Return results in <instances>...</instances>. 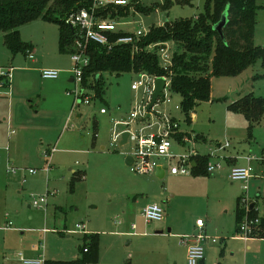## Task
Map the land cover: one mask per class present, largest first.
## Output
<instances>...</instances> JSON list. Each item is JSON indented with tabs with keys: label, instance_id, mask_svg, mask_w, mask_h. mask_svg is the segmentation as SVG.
Here are the masks:
<instances>
[{
	"label": "rangeland",
	"instance_id": "obj_1",
	"mask_svg": "<svg viewBox=\"0 0 264 264\" xmlns=\"http://www.w3.org/2000/svg\"><path fill=\"white\" fill-rule=\"evenodd\" d=\"M136 3L145 12L134 6L118 12L124 13L114 18L119 31L149 33L167 23L195 20L209 10L208 0ZM259 4L263 8L257 15L254 43L264 48V1ZM19 33L25 45L40 48L37 62L29 61L22 52L13 54L0 33V70L22 64L45 69L66 65L68 71L59 70L62 73L57 80L31 73L19 83V98L28 97L20 100L19 112L25 123H30L28 130L34 140L27 152L15 144L10 146L8 168L18 170L17 175L0 173V264H22L20 254L28 260H77L83 256L84 237L91 235L99 236L100 246L98 261L90 264H187L186 248L175 231L169 233V227H163L165 219L147 225L141 216V210L152 203L163 207L176 224L204 220L208 236L218 240L217 245L206 247L205 264H264V239L247 242L237 238L234 208L236 199L246 194L241 183L230 180L224 159L220 160V171L210 176L196 175L192 168L188 175L173 176L169 170L179 165L178 158L169 163L162 160L168 172L160 179L155 174L134 173L126 164L133 145L120 147V141H114L115 133L123 130L137 135L159 134L165 121H172L187 140L180 141L181 134L177 135L180 138L172 136L171 155L205 156L216 151L227 157L255 154L264 148V120L254 128L251 141L246 118L229 111L228 106L250 93L264 97L262 61L237 77L212 78L211 100L202 102L190 119L182 113L181 96L171 88L148 117L141 110L148 96L131 90L132 83L140 80L135 73H104L102 100L91 88L86 92L92 97L91 105L78 101L75 106L74 97L67 95L76 88L69 82L74 66L69 56L59 52L60 27L39 19L22 26ZM177 52L175 43L169 42L160 67L171 62ZM102 107L107 116L100 114ZM136 108L138 117L124 125ZM65 114L70 116L67 125ZM227 143L229 147L222 149ZM52 148L57 152L46 156ZM30 169L36 175H27ZM74 173L82 176L72 192ZM259 191L256 199L257 193L250 187L249 196L251 204L258 202L256 211L262 217L264 181ZM41 199L46 201L41 208L32 206L34 200ZM6 214L13 222L10 229L5 228ZM77 225L84 226V231ZM159 225L161 228H156ZM158 230L164 233L156 234Z\"/></svg>",
	"mask_w": 264,
	"mask_h": 264
},
{
	"label": "trees",
	"instance_id": "obj_2",
	"mask_svg": "<svg viewBox=\"0 0 264 264\" xmlns=\"http://www.w3.org/2000/svg\"><path fill=\"white\" fill-rule=\"evenodd\" d=\"M135 8L139 6L133 0ZM264 0H208V11L195 20H182L174 24L153 27L146 37L140 41V51L133 53L130 46L117 45L108 51L95 43L84 44V52L90 59L89 67L85 70L84 84L96 90L97 97L102 100L104 73L120 76L127 73L149 74L164 76L165 71L160 67L157 53L148 47L158 43L174 42L178 52L173 55L171 89L182 98L181 110L187 119L196 108L205 101L211 100L212 78H233L241 75L259 60L264 64V48L254 43L257 15ZM93 0H0V33L4 35L7 48L17 54L26 55L32 49L20 39L19 29L33 21L42 19L60 27L59 51L63 55L79 52L76 48L77 35L67 23L66 19L73 12L88 8ZM213 6V10L211 7ZM127 10V9H126ZM120 10L118 12H125ZM228 10L229 23L224 29L225 39L214 30V26L221 20L223 13ZM140 12H145L139 8ZM113 13L112 19L124 13ZM106 16V15H105ZM120 31L111 36V41L124 36ZM0 77V84L4 83ZM8 86V85H6ZM5 86V87H6ZM228 110L242 114L249 122L248 132L252 136L257 124L264 118V97H257L253 93L231 102ZM196 175H208L207 166L209 156L194 158ZM81 174L75 173L70 183V190L74 191L76 179ZM241 198L237 207V224L244 217ZM250 217L260 218L255 208L249 212ZM258 237L264 239V216ZM100 239L98 235H91L83 239L80 259L73 261L46 260L45 264H90L99 259Z\"/></svg>",
	"mask_w": 264,
	"mask_h": 264
},
{
	"label": "built area",
	"instance_id": "obj_3",
	"mask_svg": "<svg viewBox=\"0 0 264 264\" xmlns=\"http://www.w3.org/2000/svg\"><path fill=\"white\" fill-rule=\"evenodd\" d=\"M139 3V1H138ZM133 0H93V4L88 8H81L66 19V23L74 29L77 35L76 48L79 52L74 53L71 56V60L74 66L71 82L76 84V88L73 91L68 92V96L74 97L75 106L78 101H81L82 105H91L92 97L86 94L87 89L84 84L85 70L89 67L90 59L86 56L84 52V44L95 43L108 51H112L114 46L126 45L130 46L133 53H138L140 50V41L148 35L143 31L126 33L124 36L117 38L116 41H111L112 35H117L120 31L118 30L117 24L114 19H112L113 13H118V11L127 8H133ZM135 7V6H134ZM106 15V16H105ZM84 41V44H83ZM167 44L158 43L148 47V50L158 54L159 58L163 57L166 53ZM26 56L29 60H35V53L33 51H28ZM172 66V61L167 62L163 67L165 75L161 76L166 80V88H171L172 73L170 68ZM11 69L2 68L0 70V77L3 78L4 83L9 84L11 78ZM61 72L54 69H44L41 72V76L44 80H57L59 79ZM140 80L134 81L131 85V90L134 92L142 91L147 97V104L141 108L144 113H147L146 108L152 101L153 94L155 92V83L159 76H150L149 74L143 73L139 75ZM3 83L0 87H5ZM164 91V94L166 90ZM139 109H134L130 115L129 123L125 120L124 125H129L134 119L138 117ZM100 114H107V109H100ZM123 124V123H122ZM179 125L173 123L172 121H165L164 126L159 134H135L131 130L125 131L129 132L128 143L133 145V150L128 154V157L132 158L130 162V168L134 173L138 175H152L156 174L159 169L164 168L161 164L162 160H166L169 163L174 158H178L179 165L170 168V174L177 175H188L189 168H192V162L194 156H180L171 155L172 143L171 137L181 134L179 131ZM122 134L114 140L115 142L122 140ZM184 141L187 138L183 137ZM229 147L227 143L222 149ZM56 151L55 148L49 149L46 156L53 154ZM222 151V150H219ZM210 161L207 166V173L209 175L214 174L216 171H220L222 164L219 152H212L209 155ZM244 159L248 162L246 166H234L231 168L229 173V178L232 182H237L242 184V188L246 195L241 198V206L244 209V217L239 224L238 237L240 240L249 241L254 238L260 229L261 220L260 218H252L249 215L251 210V201L249 196L250 182L255 178V169L252 163H261L264 165V154L260 157L254 155L245 156ZM49 169H46L48 172ZM168 171V169H166ZM9 173L16 174L18 171L16 169L8 170ZM28 175H36V171L30 169L27 173ZM26 176H24V180ZM46 201L44 199L34 200L32 206L35 208H41ZM142 216L147 224L162 222L165 218V212L163 207L158 204L148 205L142 212ZM12 224L9 223L8 228ZM197 227L199 228V233L193 236H185L181 239V243L187 249V264H202L205 260V243L210 241L212 244H217V239H212L204 231L205 222L200 219L197 221ZM77 229L84 231L85 227L78 225ZM47 232V231H45ZM20 260L22 264H45L46 260L36 259L28 260L22 254H20Z\"/></svg>",
	"mask_w": 264,
	"mask_h": 264
},
{
	"label": "crops",
	"instance_id": "obj_4",
	"mask_svg": "<svg viewBox=\"0 0 264 264\" xmlns=\"http://www.w3.org/2000/svg\"><path fill=\"white\" fill-rule=\"evenodd\" d=\"M58 46H59V43H58ZM31 50L35 53V60H29L27 58V56H26V58L29 61L37 62L36 54H40L41 50H40V48H37V49H33L32 48ZM61 55L62 56H69L70 59H71L70 55H63V54H61ZM20 63H22V62H20ZM66 67H67L66 65H64V66L54 65V66H50L48 68L49 69L58 70V71L59 70H63L64 72H67L68 70H67ZM9 68L12 70L11 71L10 82H9L8 86L2 87V88L0 87V173H6V174H12V173L8 172V170H9L8 163L10 162V158H9L10 157V146L12 144H15L17 147L20 146V147H22L23 150H25L27 152L30 149L31 144H32V142L34 140V137H33L32 133H31V131L28 130L29 129L28 126L30 125V123H29V125H27V123H25V119H26L25 116L23 114H20V112H19V104L21 102L20 100H25L26 98H28V97L19 98V95H20L19 94V83L22 82L24 79H26V76L28 74L38 73V72L41 74L42 70L45 69V68H33V67L25 66V65H22V64H20L18 66H13V67L11 66ZM60 72L62 73V71H60ZM70 80H71V77L69 79V82H71ZM14 85H16V86H14ZM67 95H68V93H67ZM66 113H67V111H66ZM235 114H237V113H235ZM66 115L67 114H65V116L63 118L66 117L65 118V123L67 125L70 116H68V115L66 116ZM107 115H108V111H107V114H103L102 116H107ZM239 115H242V114H239ZM263 120H264V118H263ZM262 121L260 122V124L262 123ZM257 125H259V124H257ZM248 126H249V122H248ZM15 131H16V133H15ZM125 131H128V130H123L120 133L119 132L115 133L114 140L118 137V135H120L121 133H124ZM45 134H46L45 132L41 133V135H44V136L47 137L48 135H45ZM252 135H253V133H252ZM183 137H185V134L181 133V138L180 137H178V138H180V141H181L183 139ZM250 138H251V141H252L253 140V136H250ZM201 139L204 140V138H201ZM55 152H57V149H56ZM263 154H264V148H262L259 151H255V154H253V155L260 157ZM219 155L221 156V158L222 157L225 158L224 160L226 162V165H228V167H229V173H230L231 168L234 167V166H238V165L242 166V164H244V163H245L244 166L248 165V162L244 159L245 155L238 156V157H236V156L227 157V156L221 155V154H219ZM199 156H201V155H199ZM205 156L207 157L208 155H205ZM127 157H128V155H127ZM209 161H210V158H209ZM252 165H253V167L255 169V178L251 180L250 187L252 188V191L254 190L255 193H257L256 199H259L260 195H261L260 191H259L260 188H261V181H264V165L261 164V163H256V162L252 163ZM128 166L130 167V162H129ZM195 167H196V161L194 159L193 162H192L193 171H194ZM164 168L167 169L166 167H164ZM18 172L16 174H12V175H17ZM166 172H168V171H165V175H166ZM80 174H81L80 176H82V173H80ZM169 174H170V170H169ZM177 176H179V175H177ZM208 176H210V175L208 174ZM74 177H77V176L73 175L72 176V180H73ZM160 179H162V178H160ZM77 180L78 179H76V181ZM172 197H174V196L172 195ZM240 197L241 196H239L236 199V206L234 208L235 225H236V232L237 233H238V230H239V226L237 224V207H238V202H239ZM257 203L258 202H255V203L251 204V205H253V208H255V212H257L256 211ZM152 204H155V203H152ZM148 205H151V204H148ZM148 205H146L141 210V216H142L143 210ZM164 212H165V218H164L165 221H164V226L163 227H169V231H168L169 233H172L173 231H175V235L177 237H180V239H182L185 236H193V235H196V234L199 233V228L197 227V221L200 220L201 218H198L196 220V222H193L190 219L188 222H182V224L181 223L176 224V223H174V221H173V219L171 217H168V214H167L168 212L166 213V210ZM166 215H167V217H166ZM262 217H260V218H262ZM9 218H10V215L6 214L5 215V221H6L5 228H7V229H10L13 226V222L8 220ZM9 223L12 224V225L8 228L7 226L9 225ZM159 223H161V222H159ZM115 224L119 225L120 222L116 221ZM156 228L160 229L161 226L160 225L156 226ZM206 228L207 227L205 225L204 231L207 234V229ZM133 229L134 230L136 229L135 225H133ZM45 231H48V229H45L44 232ZM163 233H164L163 230L156 231V234H163ZM258 235L259 234L257 233L256 236L254 238H251V239H262V238H259ZM207 236H208V234H207ZM210 238L217 239V238H213V237H210ZM211 244L212 243L210 241H207L205 243V254H206V247L210 248V246L217 245V244H212V245ZM186 254H187V249H186ZM205 260H206V258H205ZM205 260H204V262L202 264H205ZM52 261H55V260H52Z\"/></svg>",
	"mask_w": 264,
	"mask_h": 264
},
{
	"label": "water",
	"instance_id": "obj_5",
	"mask_svg": "<svg viewBox=\"0 0 264 264\" xmlns=\"http://www.w3.org/2000/svg\"><path fill=\"white\" fill-rule=\"evenodd\" d=\"M228 23H229V14H228V10H226L222 15L221 20L214 26V30L220 35L222 39H225L224 29L226 28ZM165 89H167L166 80L162 77L158 78L155 83V92L153 94L152 101L146 108V111L149 114L148 117L151 115L152 109L156 106L158 100L161 98H165V94H164ZM128 138H129V132H124L122 134V140L120 142V147L127 145ZM131 161H132L131 157L126 158L127 165H129V162ZM165 171H166L165 168L159 169L156 173V176L159 178H163L165 175ZM251 209H253V205L251 206Z\"/></svg>",
	"mask_w": 264,
	"mask_h": 264
}]
</instances>
